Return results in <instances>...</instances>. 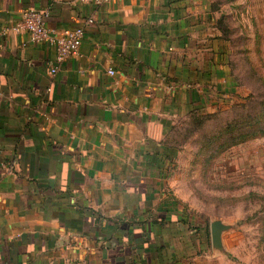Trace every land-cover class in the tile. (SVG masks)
Masks as SVG:
<instances>
[{"label": "crops", "instance_id": "1", "mask_svg": "<svg viewBox=\"0 0 264 264\" xmlns=\"http://www.w3.org/2000/svg\"><path fill=\"white\" fill-rule=\"evenodd\" d=\"M216 1L0 0V264H181L165 141L236 88ZM28 8L78 54L14 32Z\"/></svg>", "mask_w": 264, "mask_h": 264}, {"label": "rangeland", "instance_id": "2", "mask_svg": "<svg viewBox=\"0 0 264 264\" xmlns=\"http://www.w3.org/2000/svg\"><path fill=\"white\" fill-rule=\"evenodd\" d=\"M218 1V17L224 15L231 30L230 72L241 81L234 78V91L217 99L210 111L217 113V119L175 148L169 158L166 193L193 217L191 223L182 224L181 264H264V134L221 150L216 148L219 141L203 142L204 133L214 132L252 95L264 92V0ZM185 125L179 123L182 129ZM216 219L229 225L222 233L220 250L213 248L209 230Z\"/></svg>", "mask_w": 264, "mask_h": 264}, {"label": "trees", "instance_id": "3", "mask_svg": "<svg viewBox=\"0 0 264 264\" xmlns=\"http://www.w3.org/2000/svg\"><path fill=\"white\" fill-rule=\"evenodd\" d=\"M220 5L221 2L217 0L214 2L213 9H219ZM225 18L224 15L219 16L217 26L221 31L222 37L230 41L231 30L225 23ZM229 64L231 71H233L231 60ZM234 78L235 81H241L238 76H234ZM239 111L240 113L238 114ZM238 112L235 113L232 119H227L223 124L219 125L214 132L204 133L203 142L213 144L215 141H219L220 143L216 148L221 150L228 146L245 142L259 134H264V92L260 91L256 96L252 95L248 102L241 105V110H238ZM217 117L215 112H206L200 109L190 111L187 117L179 122L180 124H186L185 129H182L179 123L174 125L166 137V146L173 149L178 148L184 141L190 139L193 134L204 129L207 122L217 119ZM211 148H213V145ZM216 148H213V151Z\"/></svg>", "mask_w": 264, "mask_h": 264}, {"label": "built area", "instance_id": "4", "mask_svg": "<svg viewBox=\"0 0 264 264\" xmlns=\"http://www.w3.org/2000/svg\"><path fill=\"white\" fill-rule=\"evenodd\" d=\"M102 4L109 0H81ZM45 13L35 8H28L22 18L13 26V31L17 33L27 32L30 37L37 42H45L56 48V62L60 64L64 60L78 54L79 47L84 37V29L76 27L65 30H50L45 24ZM57 66L51 68L54 73ZM109 74L115 73L114 69L108 70Z\"/></svg>", "mask_w": 264, "mask_h": 264}, {"label": "water", "instance_id": "5", "mask_svg": "<svg viewBox=\"0 0 264 264\" xmlns=\"http://www.w3.org/2000/svg\"><path fill=\"white\" fill-rule=\"evenodd\" d=\"M229 229V225L219 219L210 222L211 243L214 249L220 250L222 247V233Z\"/></svg>", "mask_w": 264, "mask_h": 264}]
</instances>
